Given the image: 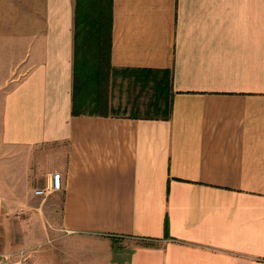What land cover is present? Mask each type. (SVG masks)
<instances>
[{"label":"crops","instance_id":"obj_1","mask_svg":"<svg viewBox=\"0 0 264 264\" xmlns=\"http://www.w3.org/2000/svg\"><path fill=\"white\" fill-rule=\"evenodd\" d=\"M73 13L0 0V255L264 264V0H113L107 116L71 114Z\"/></svg>","mask_w":264,"mask_h":264},{"label":"trees","instance_id":"obj_2","mask_svg":"<svg viewBox=\"0 0 264 264\" xmlns=\"http://www.w3.org/2000/svg\"><path fill=\"white\" fill-rule=\"evenodd\" d=\"M112 8L113 0H74L72 116H107L111 110L108 83L113 73H110ZM167 85L164 81L154 85L156 100ZM153 103L156 115L167 118L166 103L161 114L158 103ZM166 220L164 229L168 237Z\"/></svg>","mask_w":264,"mask_h":264},{"label":"rangeland","instance_id":"obj_3","mask_svg":"<svg viewBox=\"0 0 264 264\" xmlns=\"http://www.w3.org/2000/svg\"><path fill=\"white\" fill-rule=\"evenodd\" d=\"M126 85L127 84L124 82L123 84L115 88V90H113V97L115 98V103L117 101L122 104H125L124 108L120 107L115 109L116 115L128 116L130 111H135L138 116H144L146 113V102L149 96V89H146V91H144L140 90V86L134 85L132 88H130V85ZM4 91L7 90L4 89ZM55 213V219L58 220V214L57 212Z\"/></svg>","mask_w":264,"mask_h":264},{"label":"built area","instance_id":"obj_4","mask_svg":"<svg viewBox=\"0 0 264 264\" xmlns=\"http://www.w3.org/2000/svg\"><path fill=\"white\" fill-rule=\"evenodd\" d=\"M51 185L46 187L43 190H36L35 195L38 196H47L54 192H57L61 186V177L60 174L55 172L51 176ZM36 251V248L32 249H22L16 253L8 255H0V258L7 262V264H32L33 255Z\"/></svg>","mask_w":264,"mask_h":264}]
</instances>
